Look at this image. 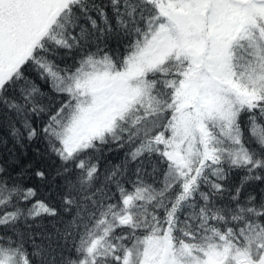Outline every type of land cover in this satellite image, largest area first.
<instances>
[{
  "label": "snow or ice",
  "instance_id": "6c2138e0",
  "mask_svg": "<svg viewBox=\"0 0 264 264\" xmlns=\"http://www.w3.org/2000/svg\"><path fill=\"white\" fill-rule=\"evenodd\" d=\"M0 264H264V0H0Z\"/></svg>",
  "mask_w": 264,
  "mask_h": 264
}]
</instances>
